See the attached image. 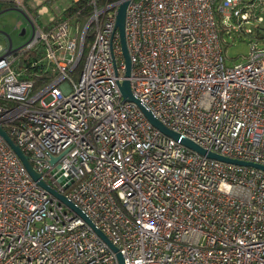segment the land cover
<instances>
[{"label":"built area","instance_id":"1","mask_svg":"<svg viewBox=\"0 0 264 264\" xmlns=\"http://www.w3.org/2000/svg\"><path fill=\"white\" fill-rule=\"evenodd\" d=\"M122 1L88 0L84 19L53 15L46 27L23 0L5 1L30 36L17 48L9 37L0 44V101L8 103L0 125L124 264H264V170L185 147L122 98ZM28 6L48 13L47 0ZM246 35V61L227 65V37ZM125 37L131 91L161 123L208 151L264 165V0H129ZM29 49L53 73L37 89L13 69ZM0 264H118L1 136Z\"/></svg>","mask_w":264,"mask_h":264},{"label":"water","instance_id":"2","mask_svg":"<svg viewBox=\"0 0 264 264\" xmlns=\"http://www.w3.org/2000/svg\"><path fill=\"white\" fill-rule=\"evenodd\" d=\"M129 3V0L122 1L117 9L116 12V18H115V29L118 31L119 34V40L122 50V55L125 62V72H124V78L119 84L121 96L125 101H131L138 105L140 110L143 112L145 117L148 119V121L151 123L152 126H154L156 129H158L161 133H163L166 136H169L176 141L180 142L185 147L201 154L206 155L210 158H214L217 160H221L224 162L234 163L242 166H252L260 170H264V165L248 162V161H242L238 159H233L229 157H225L222 155H219L217 153L208 151L198 144L194 143L190 139L182 136L181 134L172 131L168 127H166L163 123H161L150 110H148L145 105H143L132 93L131 87H130V81L128 77L130 76L131 71V63H130V57L129 52L127 48L126 43V37H125V17H126V8ZM7 11H17L21 14L19 10L16 8H5L0 10V14L7 12ZM24 29L21 30L20 35L24 34ZM6 37H9V35H6ZM9 39V45L12 46V42ZM0 136L6 141V143L9 145V147L14 151V153L18 156L20 161L22 162L23 166L25 167L28 174L32 177L34 181L38 183L39 186L44 188L46 191H48L50 194H52L54 197H56L61 203H63L65 206H67L69 209L74 211L78 216H80L106 243L107 245L116 253V257L118 260V264H124L123 263V257L121 253L119 252L118 248L114 246L109 239L103 234V232L98 229L95 224L92 222V220L86 216L77 206H75L71 201H69L66 196L54 189L53 187L49 186L41 177V175L36 172L29 162L28 156L23 152V150L14 143V141L10 138V136L7 134V132L4 130V128L0 125ZM52 162L56 161V158L51 159ZM67 185L65 186V188Z\"/></svg>","mask_w":264,"mask_h":264},{"label":"trees","instance_id":"3","mask_svg":"<svg viewBox=\"0 0 264 264\" xmlns=\"http://www.w3.org/2000/svg\"><path fill=\"white\" fill-rule=\"evenodd\" d=\"M9 0H0V10L9 8L10 6L5 2ZM29 0H23V3L26 8L27 16L36 22L39 26L46 27L42 24L41 17L35 9H32L28 6ZM51 1L47 0V4ZM90 6L88 0H72L69 6H67L61 13H55V18H68L74 20H82L87 17L90 13ZM91 32V31H90ZM92 40V34H88L87 42L84 46L82 58L74 70V76L77 77L80 73L84 62V56L89 48V44ZM42 55L40 51L38 52L35 49H29L19 53L16 57V61L13 64V69L22 79H29L34 82V89H37L41 85L45 84L53 76V73L45 69L44 63L40 60ZM36 60H39L38 63H35ZM1 104L7 105L8 103L0 101Z\"/></svg>","mask_w":264,"mask_h":264},{"label":"rangeland","instance_id":"4","mask_svg":"<svg viewBox=\"0 0 264 264\" xmlns=\"http://www.w3.org/2000/svg\"><path fill=\"white\" fill-rule=\"evenodd\" d=\"M72 0H54L47 4L48 13L41 16L42 22H47L50 16L55 13H61ZM25 30V34L20 35L21 30ZM6 35H9L12 47L17 48L22 45L30 36V26L22 14L17 11H7L0 14V44L5 46L7 43ZM228 46L226 48V64L234 66L246 61L249 53L251 37L246 35L242 38L227 37ZM254 41V39H252Z\"/></svg>","mask_w":264,"mask_h":264}]
</instances>
